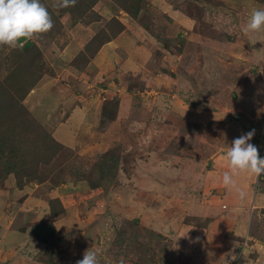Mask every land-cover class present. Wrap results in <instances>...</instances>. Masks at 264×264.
<instances>
[{
    "label": "rangeland",
    "instance_id": "374dc122",
    "mask_svg": "<svg viewBox=\"0 0 264 264\" xmlns=\"http://www.w3.org/2000/svg\"><path fill=\"white\" fill-rule=\"evenodd\" d=\"M85 1L99 20L85 23L88 11H66L57 14L61 34L30 39L50 69L42 75L69 85L67 93L84 107L53 108L52 90L32 100L34 87L22 100L49 135L46 143L53 138L63 147L38 165L37 179L24 176L23 187L14 173L0 180V242L18 243L12 264H76L88 248L101 249L100 264H264V174L253 175L241 213L215 187L216 157L234 138L255 129L249 142L259 155L262 149L264 31L245 34L241 27L264 0H143L135 19L115 0ZM46 3L58 11L55 0ZM112 17L123 29L96 51L101 39L91 38L101 30L112 35ZM13 50L0 45L1 79L22 60ZM92 51L91 66L73 65ZM56 93L65 103L68 94ZM58 127L57 135L46 129ZM115 154V187L93 195V164ZM52 200L63 208L55 218ZM46 220L63 239L55 253L31 235L32 225Z\"/></svg>",
    "mask_w": 264,
    "mask_h": 264
},
{
    "label": "trees",
    "instance_id": "16d2710c",
    "mask_svg": "<svg viewBox=\"0 0 264 264\" xmlns=\"http://www.w3.org/2000/svg\"><path fill=\"white\" fill-rule=\"evenodd\" d=\"M115 1L133 19L138 16L143 2V0ZM41 3L47 7L54 25L50 31L45 33L49 38H54L55 34H61V24L57 14H63L69 11L72 14L77 13V17H83V14H86L88 11L90 18L83 20V22L90 23L93 20L100 19L98 14L90 10V4H85V0H77L75 6L61 8L58 11L55 8H51L46 3V0H41ZM82 3L86 8L84 12H79L78 5ZM109 21L115 24L117 29L112 35L107 32L105 34L101 30V36L97 33L91 38L93 40L91 41L92 44L95 40L101 39L96 51L102 44L116 37L123 29V25L116 17H112ZM166 42L181 47L185 43V40L177 43L175 39H168ZM96 51H92L90 56L86 54L87 56L82 58L75 57L76 63L74 62L73 65L85 66L95 55ZM173 52L175 55L177 54V50H173ZM22 54L23 57L19 64L14 66L4 79H0V180L6 179L8 175L14 173L18 187H23L24 181L22 178L24 176L29 180L37 179L38 165L49 163L51 158L63 147L62 144L53 138L50 139L51 142L46 143L45 138L46 136L49 137V135L33 117L27 115V111L24 105H22V100L43 76L42 73L47 74L50 71L42 52L36 44H32ZM106 118L108 120L113 119L110 114ZM120 155L115 154L109 158H101L93 164V178L88 181L89 188L97 190V193L93 195L105 194L108 192L110 186L115 187L116 184H114L113 180H116L114 176L120 164ZM57 202V200L50 202L52 218L57 217L63 211V208L57 207L54 204ZM134 221L136 222V220ZM150 233L153 234L152 232ZM31 235L47 248H51L53 253L56 251L54 250L55 245L57 246L58 242L63 240L57 236V230L53 226V222L49 220L33 224L31 227ZM153 235L161 237L160 234L155 233ZM118 241L121 244L122 240L118 239Z\"/></svg>",
    "mask_w": 264,
    "mask_h": 264
},
{
    "label": "clouds",
    "instance_id": "9594fccd",
    "mask_svg": "<svg viewBox=\"0 0 264 264\" xmlns=\"http://www.w3.org/2000/svg\"><path fill=\"white\" fill-rule=\"evenodd\" d=\"M76 2L77 0H55L54 7L68 8L75 6ZM53 26L51 15L41 0H0V45L16 48L21 40L46 33ZM241 31L245 34L264 31V8H252ZM255 42L257 41L254 40L253 43ZM254 134L255 129H251L234 138L224 154L227 170L221 174V183L225 188L235 191L240 199L246 196V192L238 187L234 177L241 172H248L256 177L264 174V157L259 155L257 146L249 142ZM100 252L99 248H88L76 264H100Z\"/></svg>",
    "mask_w": 264,
    "mask_h": 264
},
{
    "label": "crops",
    "instance_id": "0c3cea01",
    "mask_svg": "<svg viewBox=\"0 0 264 264\" xmlns=\"http://www.w3.org/2000/svg\"><path fill=\"white\" fill-rule=\"evenodd\" d=\"M174 26V25H173ZM35 36V35H34ZM76 42H78V41H76ZM20 45L19 46H21V47H16V48H13V49H15L16 51H17V53H16V55H19L20 53H23V52H25L27 49H28V47H29V45H30V39H24V40H21L20 42ZM109 43H112V42H106V44H108L109 45ZM70 44H72L73 46H75L73 43H70ZM209 44L210 45H212V43L209 41ZM105 45V43L102 45V46H104ZM215 45V44H214ZM100 47V49H98L99 50V52L100 51H102V49H104V47ZM215 46H217V47H219L220 48V44H217V45H215ZM19 49H20V51H19ZM15 50H13V53H14V55H15ZM110 54V53H109ZM177 55V54H176ZM95 56V55H94ZM92 57V59H91V61L88 63V67L89 66H91L92 65V63L95 61V58L96 57ZM182 56V55H181ZM56 57V56H55ZM54 57V58H55ZM97 59V58H96ZM4 64H3V61H1L0 60V79L2 78V73H1V71H2V67H4L3 66ZM90 69V68H89ZM86 76V74L84 75L83 74V77H85ZM49 79H51L52 81H55V82H53V83H49ZM57 84V85H56ZM68 86L69 85H67L66 83H64V84H62V83H59L58 81H56L52 76H50V75H43L40 79H39V81L36 83V85L34 86V91H33V93L34 94H32L31 95V97H30V99H32L33 100V98L35 97V94H36V92L38 93L39 91H41L42 92V96L46 93V92H48V90H52V95H54V96H51V97H54V98H52V99H55L57 102H55V104H53V103H51L52 105H53V108H63L64 106H65V104H67L68 102H73V103H75L74 104V106H78V107H75V108H83L82 107V102H81V98L79 97V96H77V95H75L74 97L71 95H69L68 93H67V88H68ZM56 91H62V93L64 92V93H66V94H68V95H66L67 96V98L65 97V103L62 101V100H60L59 98H57L56 97V95H57V93H56ZM29 94H30V92L27 94V96L26 97H29ZM57 96H60V95H57ZM26 99V98H25ZM28 99V98H27ZM102 99H103V97H102ZM52 101V100H51ZM27 103V100H25V104L24 105H27L26 104ZM91 103H93V102H91ZM89 104V103H88ZM48 103H46V104H43V106L44 107H48ZM71 105V104H70ZM93 104H90V106H92ZM27 107H29V106H27ZM34 106H32L31 108H33ZM95 107V106H94ZM36 108H40V107H36ZM66 108V107H65ZM91 108V107H90ZM74 111H76V110H74ZM59 115H61V112L59 113ZM50 120V119H49ZM65 123V122H64ZM63 124V123H62ZM252 124V123H251ZM59 125V124H58ZM57 125V126H58ZM67 125H69V124H67ZM47 129V131L49 132V134H51L52 135V133H54L55 135H57L60 131H59V129H60V127H58V128H55V129H52V128H46ZM49 129V130H48ZM52 130H53V132H52ZM55 138V137H54ZM58 141H59V139H58ZM225 156V155H224ZM224 156H217L216 157V163H219V165L221 166V167H218V169L219 170H217V169H215L216 170V173L218 174L217 176H218V178H217V182H215V183H217L216 185H215V187H218V189H219V186L220 187H223L222 189H223V195L224 196H227L228 198H229V200L230 201H232L231 202V204H234V210H235V212L237 213H241V211H242V209H239L238 207H245V203L243 202V203H241V201H240V198L238 197V195L236 194V192L235 191H233V190H230L229 192H227L226 191V188L222 185V183H221V174L224 172V171H226L227 170V165L225 166L224 164H222V160H224L225 159V157ZM242 173V174H241ZM241 173H238L235 177H234V179H235V181H236V183H237V185H238V187H240L241 189H243L245 192H246V196H245V202L246 203H249L250 202V192H251V189H252V186L254 185V184H252V183H254L253 182V175L252 176H249V174L250 173H248V172H241ZM233 196V197H232ZM235 199H237V200H235ZM257 200V199H256ZM233 201L234 202H236V203H233ZM259 201L257 200V204H258V206H253V210L255 211L256 210V207L258 208L259 207V203H258ZM241 203V204H240ZM255 204V203H254ZM260 209H262V208H259V210ZM229 221V222H228ZM227 222H225V223H227V224H231V221L230 220H228ZM239 221H240V223H242V219L240 220L239 219ZM26 230V229H25ZM24 229H22L21 231H25ZM22 242H23V244L25 243V242H27V243H30V241L28 242L27 240H26V237L24 236L23 237V239H22ZM1 244H0V264H12V259L14 258V257H16V255L15 254H17V251H18V248H17V242L12 246V247H10V246H8L7 244H5V243H3L2 244V241L0 242ZM39 243V242H38ZM12 248V249H11ZM29 261H30V259H29Z\"/></svg>",
    "mask_w": 264,
    "mask_h": 264
},
{
    "label": "built area",
    "instance_id": "2783aa9c",
    "mask_svg": "<svg viewBox=\"0 0 264 264\" xmlns=\"http://www.w3.org/2000/svg\"><path fill=\"white\" fill-rule=\"evenodd\" d=\"M260 156L264 157V141H263L262 149L260 151Z\"/></svg>",
    "mask_w": 264,
    "mask_h": 264
},
{
    "label": "water",
    "instance_id": "95a60500",
    "mask_svg": "<svg viewBox=\"0 0 264 264\" xmlns=\"http://www.w3.org/2000/svg\"><path fill=\"white\" fill-rule=\"evenodd\" d=\"M248 121L245 120V123H247ZM250 123V122H249Z\"/></svg>",
    "mask_w": 264,
    "mask_h": 264
}]
</instances>
